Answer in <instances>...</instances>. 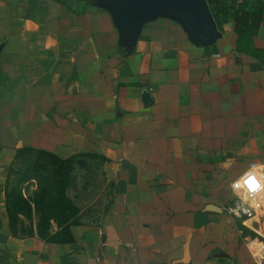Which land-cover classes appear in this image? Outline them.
<instances>
[{
    "label": "crops",
    "instance_id": "0c3cea01",
    "mask_svg": "<svg viewBox=\"0 0 264 264\" xmlns=\"http://www.w3.org/2000/svg\"><path fill=\"white\" fill-rule=\"evenodd\" d=\"M257 2L261 20L239 34L226 21L195 45L157 18L128 51L91 0H0V264H264V0H246ZM23 147L107 159L102 220L64 243L12 236L3 184Z\"/></svg>",
    "mask_w": 264,
    "mask_h": 264
},
{
    "label": "trees",
    "instance_id": "16d2710c",
    "mask_svg": "<svg viewBox=\"0 0 264 264\" xmlns=\"http://www.w3.org/2000/svg\"><path fill=\"white\" fill-rule=\"evenodd\" d=\"M209 13L217 31L226 21L233 22L235 34L243 32L249 25L256 27L261 20L260 13L263 5L257 2L252 11L247 10L246 0H205ZM92 162V163H91ZM108 160L92 153L74 154L61 159L42 150L23 147L16 150L12 161L6 169L4 186H9L10 192L3 195L6 204L12 206L10 195L13 192H28L32 188L30 202L36 209L55 217V227L60 230L59 235H67L63 241H46L49 243H64L69 241V228L80 225V216H76L70 205L62 202L66 200L64 190L73 184L80 172L95 175L97 166ZM91 163V164H90ZM100 163V164H99ZM10 180L8 181V177ZM60 201V202H59ZM59 204V206H57ZM6 213V211H5ZM11 233V214L6 215ZM62 221H66L65 228H60ZM58 235V236H59Z\"/></svg>",
    "mask_w": 264,
    "mask_h": 264
},
{
    "label": "rangeland",
    "instance_id": "374dc122",
    "mask_svg": "<svg viewBox=\"0 0 264 264\" xmlns=\"http://www.w3.org/2000/svg\"><path fill=\"white\" fill-rule=\"evenodd\" d=\"M97 167L94 176L89 172H80L74 183L64 190L66 200L62 199L61 203L67 207L70 205L74 209L76 216L81 218L78 222L80 225L98 224L112 202L110 164L105 162ZM31 191L30 187L27 193H25L26 191L11 193L10 202L13 209L3 200L6 215L11 214L12 236L17 238L36 237L44 242L65 240L67 235H59L60 230L55 227V217L41 209H36V205L34 206L29 201ZM7 192H10L9 186L3 185V195ZM66 223V221H62L60 228H65Z\"/></svg>",
    "mask_w": 264,
    "mask_h": 264
},
{
    "label": "water",
    "instance_id": "95a60500",
    "mask_svg": "<svg viewBox=\"0 0 264 264\" xmlns=\"http://www.w3.org/2000/svg\"><path fill=\"white\" fill-rule=\"evenodd\" d=\"M91 1L107 12L120 46L128 51L132 49L140 26L157 18H167L179 24L195 45L207 46L220 37L205 0ZM140 99L143 104L150 103L147 92H142Z\"/></svg>",
    "mask_w": 264,
    "mask_h": 264
},
{
    "label": "built area",
    "instance_id": "2783aa9c",
    "mask_svg": "<svg viewBox=\"0 0 264 264\" xmlns=\"http://www.w3.org/2000/svg\"><path fill=\"white\" fill-rule=\"evenodd\" d=\"M261 174V173H260ZM257 175V174H250L247 176L246 181L248 182V185L246 188L249 189V194H247V196L253 194L254 192L258 191L259 189H261V178H262V174L261 175ZM237 188V186H236ZM239 189V188H238ZM241 189V188H240ZM245 192V190H244ZM245 214H247V210H245Z\"/></svg>",
    "mask_w": 264,
    "mask_h": 264
}]
</instances>
